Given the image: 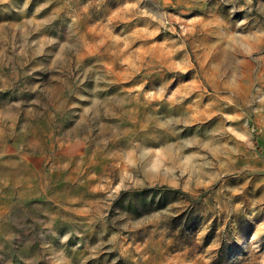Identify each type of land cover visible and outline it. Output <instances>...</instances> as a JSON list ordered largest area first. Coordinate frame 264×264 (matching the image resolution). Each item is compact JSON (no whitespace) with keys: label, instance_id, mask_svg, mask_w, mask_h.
Segmentation results:
<instances>
[{"label":"rangeland","instance_id":"obj_1","mask_svg":"<svg viewBox=\"0 0 264 264\" xmlns=\"http://www.w3.org/2000/svg\"><path fill=\"white\" fill-rule=\"evenodd\" d=\"M0 264H264V0H0Z\"/></svg>","mask_w":264,"mask_h":264}]
</instances>
